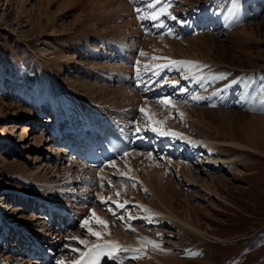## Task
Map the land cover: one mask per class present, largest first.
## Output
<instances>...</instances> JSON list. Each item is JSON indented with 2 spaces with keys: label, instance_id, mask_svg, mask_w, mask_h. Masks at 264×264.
<instances>
[{
  "label": "bare ground",
  "instance_id": "obj_1",
  "mask_svg": "<svg viewBox=\"0 0 264 264\" xmlns=\"http://www.w3.org/2000/svg\"><path fill=\"white\" fill-rule=\"evenodd\" d=\"M46 1H48L47 9H43L44 6L42 4L38 7L39 13L43 12L40 17L47 16L46 14H48L54 0ZM149 1H152V5H154V7H149L152 9L151 13L158 12L164 7V3L157 5L156 0H147L146 3H150ZM209 1V4L201 6L216 3L220 6V9L216 11L219 19L227 16L229 26L235 24L236 20L239 22L237 30L232 34H235L241 43L250 45L257 43L264 44L261 40V33L264 31V20L260 23L249 22V20L252 21L253 19L250 18L245 0H240L241 3L243 2V5L237 8L229 3L224 4L225 6L221 8L223 6L221 1ZM1 2H5L8 6L17 3L21 8L20 10H23L26 7L25 5L29 3V0H0ZM83 5H86L84 7L85 10L80 12L74 24L77 25L80 21H84L85 32L83 35L88 36L87 38L80 35L74 39L62 37L46 39L40 42V53L46 57L51 56L53 58L50 62L49 60L43 61V65L53 83V95L51 98L53 119L52 123L50 122V126L52 125L50 130L58 134L60 132V123L66 120L68 122L66 129L69 128L72 122L75 123V121H81L84 130L113 123L114 125H118L128 137L133 136V142L130 151L124 158L111 162L109 166L98 171L80 162L81 160H78L81 159L80 157L72 155L71 157L68 153L70 150L66 154L62 147L59 148V151L56 149L52 159H47L42 154H38L37 160L26 168H20L14 162L4 163L2 166L4 173L13 172L23 177V183L18 186L15 192L28 198L31 196L30 200H26L28 198H16L13 195H10V198L16 202L21 201L25 203V212H32V214L17 219V224L14 223L15 226H13L8 223V220H5V216L3 217L0 212V243L2 244V237L7 238L8 242L13 243L14 239L8 237L12 231L21 235L23 243V249L17 251L19 252L17 253L18 256H14L15 247L11 248L9 251L11 253L6 252L4 256L0 252V264H13L14 261H17V264H28L26 261H30L32 264H56L58 260L63 261L64 264H72V261H77L82 256V253H86L94 245L106 244L108 241L120 245L122 249H129V251H119L110 264H129V259L139 260L141 264H180L181 261H178L176 256L171 252L173 249H167V244H165L161 237L162 233L158 231L159 228L166 226V223L174 224L196 236H200L202 230L201 224L198 221L195 224L193 221L194 218L191 216L189 210L190 203L187 199L183 198V203L186 204L188 212L186 215L181 216L176 213L173 201L166 197L167 192L170 194L175 193V185L171 183L173 176H175H172V172L178 173L177 177L183 179L180 187L187 184V186L191 187H200L201 192L207 195L208 198L213 197L224 201L220 193L222 186L220 185L221 187L216 188L213 179L209 181L212 186H209V184L199 186V178L191 174L194 166L188 167L189 171L188 175H186L181 171L178 163L179 160L177 164H172V158H170L172 156L171 152L168 155H155L146 151L151 140L153 139L152 144L158 147H162L165 141L168 142L169 137L171 143L168 147L171 144L178 145L180 142L191 140L190 154H185L184 157L188 156L196 159V165L198 166H208V168L224 167L227 164L233 165L238 160L243 163L242 153L246 155L256 153L264 156V116L252 115L248 121L244 120V118L242 119L243 115L239 118V114L236 111L220 112L219 110L220 114L217 120L218 124H220L219 127L215 126V123L209 129H213L217 136L216 139L219 138L220 140H209L211 139L209 137V139L205 137L195 139L188 132H184L180 128L165 129L156 126L153 124V121L163 122V119L159 116L160 112L156 113L157 111L152 106L153 103H150L148 97L143 100L144 103L140 101L139 92L134 94V91L128 86L130 77L131 75H135L140 79L144 74H146V77L152 75L153 78L151 80L147 78L145 89H150L148 93H152V97L162 94L164 88L159 86L167 85L164 83L168 81V78H165L167 74L175 70L173 67L176 66V64L174 65L170 61L183 62L190 60L191 56H188L189 53L186 54V51L182 47L185 42L179 43L174 40L175 38H171L170 40L165 38V34L169 33L166 21L163 20L161 15L158 19L153 20L150 14V18L154 21V29L160 30L165 34L159 38L158 44H155V42H153V45L141 43L142 46L135 47L140 49V51H137L133 55L135 49L131 45L123 44L117 47L113 43L107 42L108 39H105V41L98 38L115 34L121 40L129 39L130 42H133L136 39L135 45L140 44L138 43L140 33L136 27L135 15L125 0H67L66 5H63L60 10L65 11L73 7L78 8L77 6H81L82 8ZM260 11L257 7L256 16H258ZM40 24L41 20H39V26H42ZM206 38V44L209 45V51L206 52L207 59L227 63L228 61L224 60L225 55L223 59L219 54L218 40L210 36ZM89 39H92L95 43L90 44ZM102 43H107L109 48L99 45ZM190 46L198 47L199 43H193ZM108 49L112 52L109 53ZM201 49L193 52L192 57L196 58L195 55L197 54L198 57L205 61L204 54L200 55ZM56 52L60 55L59 59L54 58ZM86 52H88V57L90 56L93 61H97V59L104 56L109 58V62H112L110 59L114 58L115 60V56L119 55L125 61V64L118 62L117 66H111L114 68L108 69L104 64L97 67L92 64L89 68H86V66H81V63L77 60L80 57L84 58ZM141 53H145V55H141ZM222 53L225 54V52ZM240 55L247 60L245 61L246 64L252 68H254V65L260 64L259 61L264 60L263 49H259L256 52L242 51ZM151 57L153 59H150ZM146 65L149 66L147 69L145 68ZM164 65L167 66L163 67ZM240 65L243 66V63ZM140 66H144L142 72ZM260 66H264V64ZM166 70L167 72L165 73ZM2 71L1 69V74L3 73ZM64 71H69L70 73H74L75 71L78 74H85L89 80H74L71 84L72 88L65 90V83L58 77V74ZM184 72L187 73V79L190 81L189 75L192 74L191 70H185ZM172 82L175 85L180 83L179 80L174 78H172ZM6 90L7 87H5L4 94L8 93H6ZM21 92L23 96L27 93L25 96L26 104L33 106L35 104L38 107L44 106V96L38 95L36 87L34 90H29L28 92L23 90ZM80 92L82 93L79 94ZM181 92H187V88L184 86ZM7 97V95L4 98L0 96V124H3L0 127V145L3 144V141H1L3 139L8 141L9 144L14 143L11 137L12 134L9 131V120L21 118L30 122L36 121V118L33 119V112L30 109H27V107L21 108L22 105L17 106L13 101L9 103L6 100L9 99ZM11 99L14 100V98ZM199 99H204L203 95L199 94ZM141 108H145L146 113L152 119H148V115L141 113ZM111 109L116 110V115L111 113ZM180 112L183 113L182 117H187V112L185 113L182 109ZM129 116L137 124L135 127L139 126V122L145 117L152 127L155 126L166 134H161L156 138H152L147 133H144V137L138 134L133 135L132 130L124 126V119ZM116 117H119L122 121ZM167 117L169 119L168 115ZM162 124L164 127L166 126L164 122ZM145 128L148 131L150 130L149 126H145ZM27 130L28 126H24L20 141L25 140ZM140 131H142L141 128ZM150 132L153 134L161 133L158 131ZM35 142L47 152L52 149V143L56 145V142L50 135L48 139L43 136L41 138L35 137ZM63 143L64 140H60L58 146ZM229 147L236 150L233 156L229 155V153L234 150L231 149L230 151ZM143 148H146V150L141 152L140 149ZM8 150H13L10 145L6 148V151ZM179 156L181 155L179 154ZM16 178H13L12 181H15ZM135 190L138 191V194L135 193ZM117 193L119 195H116ZM139 193L142 195H139ZM120 204L123 207H119L118 205ZM42 206H45V208L43 209ZM132 206L136 207L138 216H132V218L128 212L126 216L128 218L131 217V222L130 220L126 222L124 218L120 219L119 216L123 214L122 212L127 207L131 208ZM7 209L12 210L10 207H7ZM37 210L38 215L36 216L34 213H37ZM93 211L96 216L107 222V228L91 219ZM125 212L127 211L125 210ZM52 217L53 223L50 225V218ZM65 218L67 221L64 220ZM85 219H89V226L94 231L103 234L99 239L96 236L90 235L86 228L81 227ZM64 221L70 222L69 228H71L73 233L62 234L60 232L61 223ZM138 221H148L149 226L156 225V229H158L157 233L152 235L151 233H145L142 230L134 228L132 225ZM73 227L76 229L73 230ZM14 228L15 230H13ZM72 237L86 240L87 244H79L76 240L70 239ZM146 240L155 241L160 247L154 248L151 244L146 243ZM40 241L44 242L50 250L52 260H46L45 262L37 260L33 262V259L28 258L30 257V254L27 253L29 252V247ZM72 249H79L80 251H72ZM132 249H139L140 251L134 252L131 251ZM69 253L70 259H67ZM26 256L28 257L25 259Z\"/></svg>",
  "mask_w": 264,
  "mask_h": 264
},
{
  "label": "rangeland",
  "instance_id": "obj_2",
  "mask_svg": "<svg viewBox=\"0 0 264 264\" xmlns=\"http://www.w3.org/2000/svg\"><path fill=\"white\" fill-rule=\"evenodd\" d=\"M66 1L67 0H54L53 4L50 6L48 14H46L47 16L45 17H40L41 13L43 12L39 13L40 10H38V7L40 4H42L44 6L43 9H47L48 1L46 0H29V3L25 5L26 7L23 10H20L21 8L17 3H13L11 6L6 5L5 2L0 3V96L4 98V96L7 95V98L9 99L6 100L9 103L13 101L17 106L22 105L21 108L27 107V109H30L33 112V119L36 118L35 122H30L29 120H24L21 118L9 120V131L12 134L11 137L14 143L9 144L8 141H3V144L0 145V212L3 217L5 216V220H8V223L12 224L13 226H15L14 223L17 224V219H21L26 215L30 216L32 212H25V203H22L21 201L16 202L10 198V195H13L14 197L16 196V198L19 197L20 199H25L28 197L21 196L18 192H15V190L18 189V186L23 183V177L13 172L4 173V168H2L3 164L14 162L17 163L20 168H26L37 160L38 154H42L47 159H52L56 149L59 151V148H57L58 146L54 145V143L51 144L52 149L47 152L35 142V137L41 138L43 136L46 139L49 138L48 129L53 119L51 109L53 83L45 69V66L43 65L44 60H49L50 62V60H53V58L51 56L46 57L44 54H41L39 46L40 42L45 41L46 39L62 37L74 39L77 36H82L84 34V21H80V23H77V25L74 23L80 12L85 10L84 7L86 5H83L82 8L81 6H77L78 8L73 7L69 10L66 9L65 11H61L60 9L63 5H66ZM145 1L147 2V0ZM145 1L125 0L128 7H131L135 15L136 27L140 33V40H138V43H140L139 45H135L134 42L136 39L133 42H130L129 39L121 40L115 34L98 38L101 40L108 39L107 42H111L117 47H120L123 44L131 45L133 46L132 48L135 49L133 51V55H135L137 51H140V49L135 47L142 46V44L145 43L153 45V42H155V44H158L159 38L163 37V34H153L151 31H147V27H151V21L149 20L151 18L149 16L150 13L148 12V5L152 4V2L146 4ZM163 1L164 2L161 3L169 5L166 13L163 14L164 19L168 22L167 25L169 28L176 32H173V35L166 34L164 37L168 40L175 38L174 40L178 41L179 43L185 42L184 46L182 47L186 51V54L189 53L188 56H191L189 61H191V59H195L194 62H198L199 64V67L194 66V71H192L191 65L186 64L184 71H188L190 69L193 74L196 70L197 72L194 73V75H198L205 69H209L211 67L214 68L208 71L213 72L215 66H218L216 72H219L220 74L218 75L220 76L224 75V77L215 80L216 84H222L226 80H229L233 83V81L237 79H240L243 82L250 80L252 83L258 81L260 86L258 91L264 94V66H260L264 64V60L259 61L260 64L258 63V65H254V68H252L250 65L246 64L245 61L247 60H245V58L240 55L242 51L256 52L259 49L264 50V44L257 43L250 45L241 43L237 36L232 34L235 32V30H237L238 27L231 30L226 29L225 27H220L219 29L198 27V24L203 23L204 17H200L199 12L196 11H192L194 13L196 12L195 14L192 13L189 15L188 11H190L194 6H197L199 1V5L201 6L209 4V0V2L207 1L208 3H202V0ZM232 1L235 0H225L224 4ZM246 2V6L250 7L253 14L251 15L250 10L247 8L250 18L252 19L256 16L257 7L260 10V7H264V0H258V3L255 2V4L258 5L255 11L253 1L250 3L251 1L246 0ZM165 4L163 5L165 6ZM233 6L235 7V3H233ZM137 9H139V11H137ZM151 10L152 9H150V12ZM168 12L171 13V16L176 17L177 21L175 19L174 21H170L172 18L167 14ZM163 15H161V17H163ZM39 20H41L40 25L42 26H39ZM263 20L264 12H262L259 17L253 19L252 21L249 20V22L260 23ZM184 21L185 23L187 22L193 26V28H190L191 31L188 33H186L182 28V23ZM261 34V40L264 43V31ZM83 36L84 38L88 37L85 35ZM208 36L218 40L219 54L222 58L225 55V59H223L228 61L227 63L224 61L218 62L216 60L207 59L206 52L209 51V45L206 44V37ZM89 41L90 44L95 43L92 39H89ZM193 43H199V46H190V44ZM99 45L109 48L107 43H102ZM200 48H202L200 50V55L204 54L205 59L209 61L208 63L206 60V62H204V59L202 60L197 56V54L195 55L196 58L192 57L193 52H197ZM107 51L109 53L112 52L109 49ZM222 52H225V54ZM85 54L86 55L84 58L80 57L77 60L81 63V66H86V68H89V66L92 64L96 67L104 64L108 69L117 66L116 64H118V62L121 64L124 63L123 60L118 57V55L115 56V60L112 58L110 59L112 62H109L108 57L102 56L97 59V61H93L90 56L88 57V52ZM59 57V53L56 52L54 58L59 59ZM150 59H153V57ZM240 62L243 63V66L240 65ZM107 64L109 65L107 66ZM184 65L185 64H176V66L173 68L178 70ZM240 66L245 68H240ZM140 68L142 72L144 66H140ZM1 69L3 70V75L1 74ZM166 72L167 70L165 73ZM172 72L170 77L175 75L173 77L174 79L179 81L180 79L178 77H182L183 79V73L177 72L172 74ZM242 74H244V76H242ZM58 77L65 83V90H70L72 88L71 84L74 80H89L85 74H78L75 71L74 73L64 71L63 73H59ZM131 78H133V75L130 77V84L128 83V86L131 87L132 91H134V94H137L138 92L140 94V91H135V82L133 79L131 80ZM152 78L153 77L151 76L149 80ZM193 82V80L191 82L188 80L184 82V85H188V89H190L191 83ZM170 83H172V81ZM165 86H162L161 88H164ZM171 86L172 85H169L168 87ZM5 87H7V94H4ZM35 87L37 89L38 95L44 96L43 100L45 103L43 107L35 106V104L34 106L26 104L25 96L27 93L25 96H23V93L21 92L23 90L25 92L34 90ZM232 87V85L227 87V89L224 90L223 95H227L229 97ZM202 90L203 91L197 90L195 93L197 97H199V94L203 95L204 97L205 90L204 88ZM166 91H169V89H166ZM81 93L82 92L79 94ZM217 93L218 91L214 92V94ZM139 96L141 101V94ZM252 96L253 100L251 101L249 99L248 105L228 104L221 106V104L218 102H210L209 100L205 102H196L194 99H192V96L184 97V95L179 96L178 94L175 95V93L170 92L166 94V98L164 99L171 100L172 105L174 106H166L161 103H158V105L154 103L152 106L158 111V113L160 112L159 116L163 119L164 123L179 125L183 129L190 131L184 132H188L189 135L194 138L200 136L198 139L205 137L206 139L211 138L209 140H213L216 139L217 136L214 130L209 128L211 125L214 126L215 123V126L219 127L220 124H218L217 120L219 119V114L221 111H236V113L239 114H237L239 118H241V115H243L244 117H242V119L244 118V120L248 121L252 115L264 116V110H262L260 106L253 107L250 105V103L256 99L255 95ZM10 98H14V100H10ZM141 102L144 103L143 101ZM260 104L264 105V97ZM178 106L182 107L184 112H187V117H179V112H177ZM115 109H111V113L116 115ZM167 115L169 116V119ZM129 118L130 117L126 118L125 120L131 121L133 123L134 120ZM146 119L147 118L144 117V119L141 121V126L143 128L145 126H149V122L146 121ZM193 120L195 121L193 122ZM63 123H65V121L61 124L63 125ZM1 126H3V124H0V127ZM24 126H28V130L26 131L25 140L20 141V136L23 133ZM130 126L132 127V124ZM194 135L197 136L195 137ZM8 145H10L13 150L6 151ZM231 149L229 147L230 151ZM235 152L236 150L231 151L229 155L233 156ZM242 159L243 163L238 160L235 161L233 165L227 164V166H224L221 169L193 168L191 172V174L199 178V186L208 184L209 186H212L209 182L212 179L215 181L214 184H216V188L222 186L220 188V193L222 194L224 201H220L219 199L213 197L208 198L207 195L201 192L200 187L187 186L188 184L180 187V183H182L181 181H183V179L177 177L178 173L172 172V176H176H173L171 181V183L175 185V193L170 194L167 192L166 197L173 201L176 213L181 216L186 215L188 212L186 204L183 203V198L188 200L190 203L189 210L191 216L194 218L193 221L195 224L196 221L201 224L202 234L200 236L193 235L190 232L169 223H166V226L160 227L159 230H155V226L152 228L151 226H147V222L144 221L134 223V226L137 227H134L133 225L132 226L136 229L144 231L145 233H151L152 235L157 233V230L160 231V233H162V239L164 240L165 244H167V249H173L171 252L176 256L178 261H181L180 264H264V156L256 153H251L250 155L242 153ZM181 160L185 166V169L182 168L180 161L178 162L181 171L188 175L189 170L186 168H188L189 165H192V161L190 159ZM13 178H16L17 181H12ZM135 193L138 194V191ZM139 195L142 194L139 193ZM30 199L31 196L26 200ZM7 207H10L12 210H8ZM126 211L127 212L124 211L125 213L123 212V214L119 216V218L123 217L126 222L129 220L131 222L132 216H138L135 207H127ZM128 212L131 215L129 218L126 216V213ZM34 214L37 216L38 211ZM13 230H15V228ZM72 232L71 229L66 230V233ZM20 236L21 235H18L15 231L10 232L8 237L10 239H14L13 243L8 242L7 238L5 239L2 237L1 240L5 242H2L3 245L0 243V252H2L1 255L4 256L5 253H8L12 247H15L14 256H18L16 253L19 252L17 251H21L23 249V243ZM6 249L7 251L5 252ZM26 258L27 257H25V259ZM138 262L139 261H135L133 259L129 260V264H141V262ZM26 263L30 264L31 262L26 261ZM13 264H17V261H14Z\"/></svg>",
  "mask_w": 264,
  "mask_h": 264
},
{
  "label": "snow or ice",
  "instance_id": "obj_3",
  "mask_svg": "<svg viewBox=\"0 0 264 264\" xmlns=\"http://www.w3.org/2000/svg\"><path fill=\"white\" fill-rule=\"evenodd\" d=\"M156 3L159 4L160 3V0H156ZM148 7H154V5L152 4H149ZM169 7V5H165L163 8H161L158 12H153L151 13V18L153 20H156L159 18L160 15H163L166 13L167 11V8ZM137 11H139V9H137ZM169 16H171V13L168 12L167 13ZM172 19H176V17L174 16H171ZM141 55H145V53H141ZM164 59H167V58H164ZM170 63L172 64H189V65H193L195 67H199V64L198 62H194V61H170ZM167 65H164L163 67H166ZM149 66H145V68L147 69ZM187 78V77H185ZM192 99H199V97H192ZM159 103L163 104V105H166V106H174L172 105V101L169 100V99H164V100H161L159 101ZM140 112L141 113H145L146 115H148L146 113V109L145 108H141L140 109ZM181 117L183 116V113L180 114ZM148 119H152V117L150 115H148ZM163 123L162 121H153V124H161ZM152 131H158V132H161V134H166V133H163L161 131V129L153 126ZM140 131V127L137 126L136 127V132L139 133ZM175 135V133H173ZM128 153L125 152V155H127ZM146 191V189H145ZM116 195H119V193H117ZM119 207H123L122 204L118 205ZM92 220H94L96 223H99L101 225H103L105 228L108 227L107 225V222L104 221L103 219H101L100 217L96 216L95 212L93 211L92 212V217H91ZM120 219H123V217H120ZM90 221L89 219H85L83 221V223L81 224V227H84L87 229V232L90 234V235H93V236H96L98 239L103 235L102 233L100 232H97V231H94L90 226ZM70 239H73V240H76L79 244H82V245H86L87 244V241L86 240H83V239H79L78 237H72ZM146 243L148 244H151L154 248H159V244H157L155 241H151V240H146ZM106 244H111L112 247H111V250L105 252L104 251V246L102 245H94L92 248H90L88 250V252L86 253H82V259L80 260H77V261H72V264H99V257L101 255H107L109 258H112L114 259L115 256H116V253H118L119 251H129V249H122L120 245L114 243V242H111V241H108L106 242ZM72 251H80L79 249H72ZM131 251H134V252H139L140 250L139 249H132ZM133 258H138V257H133ZM56 264H64L63 261H60L58 260L56 262Z\"/></svg>",
  "mask_w": 264,
  "mask_h": 264
}]
</instances>
